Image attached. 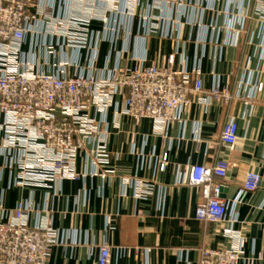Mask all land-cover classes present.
Listing matches in <instances>:
<instances>
[{"label": "crops", "instance_id": "obj_1", "mask_svg": "<svg viewBox=\"0 0 264 264\" xmlns=\"http://www.w3.org/2000/svg\"><path fill=\"white\" fill-rule=\"evenodd\" d=\"M94 1L36 0L31 14L45 5L52 18H92L90 47H61L62 39L50 35L37 16L20 47L21 61L38 72H55L59 61L70 62L64 68L70 74L91 69L107 78L119 61L130 68L174 54L178 70L200 68L203 93L192 94L180 121L164 129L149 118L135 122L124 114L125 94L115 95L102 113L93 106L88 114L99 133L82 140L78 178L18 186L17 168L0 161V206L22 203L30 210V226L49 223L57 230L58 242L44 264H98L103 244L109 264H199L201 248H231L239 238L242 256L260 257L257 264H264V1L181 0L160 10L140 0L132 17H125L121 0L103 20L94 14L106 2ZM213 86L227 88L229 101L209 96ZM229 120L237 125L231 147L219 140ZM101 139L108 161L97 164L93 156ZM218 160L229 164L221 180L225 219L202 223L195 219L201 189L184 180L191 165ZM248 172L260 182L246 192Z\"/></svg>", "mask_w": 264, "mask_h": 264}, {"label": "built area", "instance_id": "obj_2", "mask_svg": "<svg viewBox=\"0 0 264 264\" xmlns=\"http://www.w3.org/2000/svg\"><path fill=\"white\" fill-rule=\"evenodd\" d=\"M35 1L0 0V132L3 133L0 161L5 167L17 168L16 185L43 187L48 182L78 178L75 160L82 140L99 133L88 112L93 106L98 112H104L115 95L125 94L122 111L135 122L149 118L164 129L180 121V111L191 103L192 94L203 93L200 68L195 67L191 73L178 70L174 54L163 55L159 62L148 65L137 61L130 68L119 61L107 78H97L91 69L70 74L64 69L70 62L63 61L58 62L55 72L34 70L31 64L20 59V47L32 20L41 16L46 31L62 39L61 47L85 49L90 47L87 26L92 19L52 18L45 5L31 14L29 8ZM120 1L95 0V3L106 2L107 8L94 14V18L103 20L107 10H118ZM151 1L152 9L162 10L181 0ZM139 2L126 0L123 15L132 17ZM259 10L264 12V4ZM142 20L147 21V15ZM208 94L223 97L226 102L230 99L227 88L213 86ZM219 140L226 146L235 144V121L224 123ZM100 141L93 158L97 164H104L108 154L103 139ZM165 161L166 155H163L162 170ZM228 168L224 160L188 168L184 181L201 189V199L195 209V219L199 222L224 221L227 202L221 196V180L226 177ZM259 182L257 173L248 172L242 189L254 191ZM29 212L22 203L12 209L0 206V264H44L52 246L58 242V232L49 223L28 224ZM243 245V239L239 238L231 248H201L199 264H240L241 261L257 264L260 257L242 256ZM134 254L139 256L138 248ZM109 262L110 250L103 244L98 264Z\"/></svg>", "mask_w": 264, "mask_h": 264}]
</instances>
